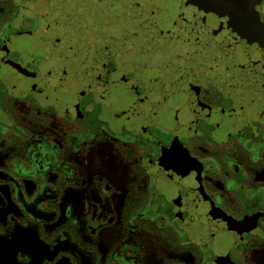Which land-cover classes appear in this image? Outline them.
<instances>
[{"label":"flooded vegetation","instance_id":"1","mask_svg":"<svg viewBox=\"0 0 264 264\" xmlns=\"http://www.w3.org/2000/svg\"><path fill=\"white\" fill-rule=\"evenodd\" d=\"M23 111L58 132L29 131ZM101 140L134 162L138 191L105 256L70 207L45 228L63 187L86 182L76 158ZM9 148L0 264H264V0H0ZM94 182L91 236L115 217L114 183Z\"/></svg>","mask_w":264,"mask_h":264},{"label":"crops","instance_id":"2","mask_svg":"<svg viewBox=\"0 0 264 264\" xmlns=\"http://www.w3.org/2000/svg\"><path fill=\"white\" fill-rule=\"evenodd\" d=\"M19 114L21 120L28 126L27 129L29 131H36L39 134H44L45 131L49 133L58 132L53 124L47 125L46 123L33 121L31 115H28L25 111ZM12 152V148L0 151V166L7 164ZM97 158L100 160V165H96L95 160ZM76 161L82 170L83 178L86 182L84 184H70L63 187L61 203L58 206L62 215L55 221L52 219L53 216L47 217L46 221L51 222V224L45 225V228L52 231L60 225H65V212L70 207L74 215L79 219L80 225L77 229L79 239L88 244L95 245L101 256H105L118 242L124 239L127 232L122 221L126 218L124 216V212L126 211L125 206L129 201L136 200L138 195L135 186L137 178L134 175V162L127 154L116 150L112 143L105 140H101L90 147L82 156L77 157ZM98 173L105 175L116 187L111 194L113 201L112 210L115 217L101 228L97 235L91 236V231L84 224L88 222L91 216L90 212L92 210L87 204L89 200L92 202L91 206L97 202L102 207V194L94 182L95 175ZM25 182L27 190L30 193L38 190L33 182ZM39 188L41 189V186ZM106 216V210H102L99 213L98 219L103 220ZM141 235H146V232L144 230L141 231ZM146 238L150 239V234H147ZM148 239L147 241H149ZM157 247L158 249L156 250L159 254H166L168 252L164 248L160 249L162 248L160 246ZM177 256L183 257L181 254H177ZM61 264L65 263L61 262Z\"/></svg>","mask_w":264,"mask_h":264},{"label":"rangeland","instance_id":"3","mask_svg":"<svg viewBox=\"0 0 264 264\" xmlns=\"http://www.w3.org/2000/svg\"><path fill=\"white\" fill-rule=\"evenodd\" d=\"M59 32V34L61 33V31H58ZM38 35V36H37ZM61 35V34H60ZM40 36H42L43 38L46 36V31L44 32V30H43V32H37V34H36V38H37V40H39L40 39ZM68 41V37L67 38H61L60 37V43L61 44H64V43H66ZM70 41V40H69ZM33 56H36L35 54L33 55ZM31 117H32V115H31ZM34 120L35 121H39L40 119H37V118H34Z\"/></svg>","mask_w":264,"mask_h":264}]
</instances>
